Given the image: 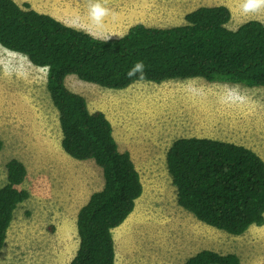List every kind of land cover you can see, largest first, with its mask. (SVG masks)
Returning <instances> with one entry per match:
<instances>
[{"label": "rangeland", "instance_id": "obj_1", "mask_svg": "<svg viewBox=\"0 0 264 264\" xmlns=\"http://www.w3.org/2000/svg\"><path fill=\"white\" fill-rule=\"evenodd\" d=\"M14 1L67 26L76 18L88 25V0ZM243 2L101 0L113 15L92 36L120 38L137 24L181 26L187 14L203 6L228 7L231 30L250 20L264 24V11L245 14ZM66 86L86 99L91 112L105 114L120 151L131 154L141 178L143 193L133 213L113 230L114 241L118 237L115 264H184L206 250L235 254L241 264H264V225L234 236L201 223L178 205L166 161L169 148L182 137L245 146L264 160V87L199 78L159 85L136 82L110 90L76 76L67 78ZM0 139V186L7 182L6 164L17 159L27 169L19 189L30 195L14 213L0 264H69L79 246L77 214L102 189L103 172L94 161H78L63 151L59 114L47 91V69L1 45Z\"/></svg>", "mask_w": 264, "mask_h": 264}, {"label": "trees", "instance_id": "obj_2", "mask_svg": "<svg viewBox=\"0 0 264 264\" xmlns=\"http://www.w3.org/2000/svg\"><path fill=\"white\" fill-rule=\"evenodd\" d=\"M24 7V8H23ZM228 7L203 6L172 28L132 26L120 38L103 40L39 13L28 3L0 0V45L47 69V91L59 114L61 147L72 159L92 160L102 169L103 188L77 214L78 250L69 264H115L113 230L133 213L143 186L131 154L122 152L101 111L66 86L69 76L105 89L136 82L163 84L204 79L250 88L264 87V24L250 20L227 27ZM143 75L129 77L136 63ZM3 142L0 139V151ZM167 168L177 203L201 223L242 236L264 225V160L253 150L210 138H179L169 148ZM0 186V253L17 208L29 198L20 190L27 169L6 164ZM184 264H241L235 254L201 251Z\"/></svg>", "mask_w": 264, "mask_h": 264}, {"label": "clouds", "instance_id": "obj_3", "mask_svg": "<svg viewBox=\"0 0 264 264\" xmlns=\"http://www.w3.org/2000/svg\"><path fill=\"white\" fill-rule=\"evenodd\" d=\"M242 10L245 14L260 13L264 11V0H244L242 5ZM110 15H113V13L111 12L110 9L106 8L104 4L101 3V0H88V6L86 12L88 25L87 26L81 25L79 23V18H76L77 22L68 26L73 27L77 30H84L89 35H96L98 32L104 29L105 19ZM143 70H144L143 63L138 62L129 71L128 76L132 77L135 76L137 73H140L142 76Z\"/></svg>", "mask_w": 264, "mask_h": 264}, {"label": "bare ground", "instance_id": "obj_4", "mask_svg": "<svg viewBox=\"0 0 264 264\" xmlns=\"http://www.w3.org/2000/svg\"><path fill=\"white\" fill-rule=\"evenodd\" d=\"M54 17V16H53ZM55 19V18H54ZM118 238V237H117ZM117 238H115V241H116V243L118 242V239ZM118 245V244H117ZM61 248V247H60ZM58 250H60L59 248H58ZM58 253V252H57ZM55 254V253H54ZM59 254V253H58ZM125 254V253H124ZM54 256V255H53ZM56 257V256H55ZM178 260V259H177Z\"/></svg>", "mask_w": 264, "mask_h": 264}, {"label": "crops", "instance_id": "obj_5", "mask_svg": "<svg viewBox=\"0 0 264 264\" xmlns=\"http://www.w3.org/2000/svg\"><path fill=\"white\" fill-rule=\"evenodd\" d=\"M70 77V76H69ZM69 77H67V78H69Z\"/></svg>", "mask_w": 264, "mask_h": 264}]
</instances>
